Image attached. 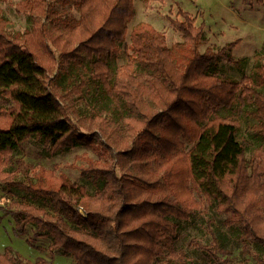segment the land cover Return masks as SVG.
Listing matches in <instances>:
<instances>
[{
	"label": "trees",
	"instance_id": "obj_1",
	"mask_svg": "<svg viewBox=\"0 0 264 264\" xmlns=\"http://www.w3.org/2000/svg\"><path fill=\"white\" fill-rule=\"evenodd\" d=\"M16 7L32 26L8 33L0 9V181L39 202L14 204L16 234L32 225L26 242L40 249L36 239L45 237L71 264H195L176 243L178 226L209 204L258 248L253 264H264V42L251 72L235 79L219 74L218 63L240 67L232 56L238 39L207 45L204 24L180 7L170 19L181 35L173 48L148 22L128 32L133 0H23ZM123 43L126 61L113 67ZM60 70L70 76L69 95ZM84 92L96 104L77 115L65 99L80 101ZM244 114L256 120L259 139L248 155L247 139L238 137ZM31 137L50 156L90 149L97 159L86 156L80 174L94 190L41 165L21 163L32 179L16 180L5 166ZM190 244L205 264L229 262L214 235ZM0 264L54 263L7 247Z\"/></svg>",
	"mask_w": 264,
	"mask_h": 264
},
{
	"label": "rangeland",
	"instance_id": "obj_2",
	"mask_svg": "<svg viewBox=\"0 0 264 264\" xmlns=\"http://www.w3.org/2000/svg\"><path fill=\"white\" fill-rule=\"evenodd\" d=\"M21 1L23 0H0V9L5 18V28L10 34L23 32L32 26L29 15L17 11L16 6ZM133 6L134 17L128 23V32L136 23L148 22L154 28L164 32L167 44L172 48L175 43L181 41L180 33L170 23V19L177 17L178 7L192 14L195 17L196 25L204 24V33L208 38L207 45L219 48L238 39L232 49V56L240 60V67L228 63L224 59L219 60L218 63L219 74L235 79H240L242 74L251 72L255 62L254 54L261 51L264 42V0L261 2L257 0H133ZM72 13L75 16L78 15L76 10H72ZM127 41L128 35L125 43ZM125 43L121 44V51L112 63L113 67H118L126 61ZM57 78L63 87L62 90L67 92L66 95H69L68 78L70 76L60 70ZM83 97L82 100L76 102L73 101L76 95L65 99L71 108L77 109V115L86 114L89 105L96 104L93 102L91 92H84ZM247 109L250 110L252 107L248 106ZM225 112L226 110L219 109L217 113L223 115ZM72 118L75 121L78 120L76 114L73 113ZM255 124V119L249 115H242L238 137L246 138L249 143L246 147V155L253 146L259 143V139L252 130ZM76 156L81 158H76ZM86 156L97 159L90 149L81 146L50 156L48 155V146L31 137L14 150L11 155L12 161L5 166V170L16 172V180L27 182V179H32L33 172L30 168L25 171L21 163L53 168L57 173H65L73 182L84 185L88 191L92 192L94 188L91 181L80 174V168L86 165L84 160ZM71 164H75V167H72ZM22 201L39 204L18 187L0 181V252L5 251L8 247L30 261L42 256L54 264H71L73 261L71 257L62 256L48 248L49 239L45 237L36 239V244L40 246V249L31 247L25 239L32 236V225H27L25 235L16 234L15 222L10 212L14 208V204ZM223 220L224 215L217 213L213 205L205 204L187 221L179 223L177 245L188 253L189 258L195 264H205L201 251L190 242L191 239H196L207 244L214 235L223 252L230 253L228 264H253L252 254L257 252L258 248L243 242L240 239L238 228L225 226Z\"/></svg>",
	"mask_w": 264,
	"mask_h": 264
}]
</instances>
